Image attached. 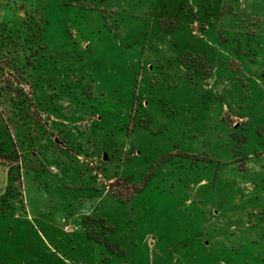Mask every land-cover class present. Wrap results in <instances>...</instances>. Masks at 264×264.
<instances>
[{
  "label": "rangeland",
  "instance_id": "374dc122",
  "mask_svg": "<svg viewBox=\"0 0 264 264\" xmlns=\"http://www.w3.org/2000/svg\"><path fill=\"white\" fill-rule=\"evenodd\" d=\"M12 101L0 264H264V0H0Z\"/></svg>",
  "mask_w": 264,
  "mask_h": 264
},
{
  "label": "crops",
  "instance_id": "0c3cea01",
  "mask_svg": "<svg viewBox=\"0 0 264 264\" xmlns=\"http://www.w3.org/2000/svg\"><path fill=\"white\" fill-rule=\"evenodd\" d=\"M21 103L22 102H18V103H15L13 101L11 103L8 102L7 103L8 107L5 108H2V105H0V113L2 114L3 121L8 129V134H6L7 133L6 130L0 127V143L2 144L0 148V180L2 178V175L4 174V177L5 176L7 177L5 178L7 182L13 180V186H16V184H19L21 181L20 179L25 169L27 155L29 157L34 156L33 160H35V156H37L35 143L33 148L29 146L26 147L25 145L29 135H31L29 133L30 128L28 126V122L26 121L25 118L26 116L22 115L19 117V115L15 114L16 106ZM33 103L35 107L33 111L40 118V119H37L38 117L35 118L36 121L34 127L35 129H37V131L35 130L34 133H36L38 137H41L42 133L41 131H38V128L42 127L44 130L43 134L47 135L49 126H48V122H45L46 117L44 112H42L40 108H37V103L34 97H33ZM42 121H44V123H42ZM54 122H58V121H54ZM53 127L54 124L50 126L52 132H54ZM5 134L8 135L7 136L8 139L5 138ZM59 135L60 136L62 135V131H59ZM33 136L34 135H31L30 138H32ZM9 137L12 138L15 146L11 151V153H9V150L7 149V146L10 145ZM6 191L7 193L4 192L0 193V203L2 201L5 202L8 200L5 199V196L10 194L11 191H14V188L12 187L11 190V188L8 186Z\"/></svg>",
  "mask_w": 264,
  "mask_h": 264
},
{
  "label": "built area",
  "instance_id": "2783aa9c",
  "mask_svg": "<svg viewBox=\"0 0 264 264\" xmlns=\"http://www.w3.org/2000/svg\"><path fill=\"white\" fill-rule=\"evenodd\" d=\"M63 223H64V229L66 231H71L74 229L73 226L70 223H68V219H64Z\"/></svg>",
  "mask_w": 264,
  "mask_h": 264
}]
</instances>
